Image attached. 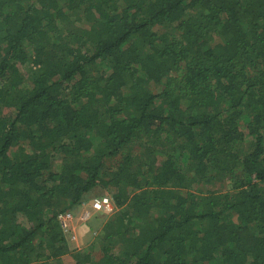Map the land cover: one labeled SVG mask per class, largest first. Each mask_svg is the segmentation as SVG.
Returning a JSON list of instances; mask_svg holds the SVG:
<instances>
[{
    "label": "trees",
    "instance_id": "trees-1",
    "mask_svg": "<svg viewBox=\"0 0 264 264\" xmlns=\"http://www.w3.org/2000/svg\"><path fill=\"white\" fill-rule=\"evenodd\" d=\"M0 264H264V0H0Z\"/></svg>",
    "mask_w": 264,
    "mask_h": 264
},
{
    "label": "built area",
    "instance_id": "built-area-1",
    "mask_svg": "<svg viewBox=\"0 0 264 264\" xmlns=\"http://www.w3.org/2000/svg\"><path fill=\"white\" fill-rule=\"evenodd\" d=\"M115 206L109 196H100L81 204V210L75 215L72 212L60 213L57 217L59 224L70 242L77 244L76 228L80 223H85L92 215V212H100L104 215L114 213Z\"/></svg>",
    "mask_w": 264,
    "mask_h": 264
},
{
    "label": "rangeland",
    "instance_id": "rangeland-1",
    "mask_svg": "<svg viewBox=\"0 0 264 264\" xmlns=\"http://www.w3.org/2000/svg\"><path fill=\"white\" fill-rule=\"evenodd\" d=\"M98 192L99 193H97V195H100V196H105L106 195V196L110 197V193L108 191H103V192L98 191ZM96 197H98V196H94L93 198H96ZM86 202H88V201H86ZM78 211L79 210H76V211H73V212L77 213ZM98 215H100V219L103 217L102 220H105V218H107V215H104V214H98ZM94 216H96V214H94V212H92V217H91V219H89V220H91V222H96L97 221L95 218H93ZM79 225H77V226H79ZM97 229H99V228L94 229V231L90 230V228L86 229V232H85L86 238H85V235H83V237L85 239H82V241H78L77 244L73 243V244H71V246L74 249H79V250H81V249L83 250V249L88 248L91 244L94 243V240L97 238V234L98 233H95V232H98ZM93 255L95 257H97L99 255V252L98 251L96 253L93 252Z\"/></svg>",
    "mask_w": 264,
    "mask_h": 264
},
{
    "label": "crops",
    "instance_id": "crops-1",
    "mask_svg": "<svg viewBox=\"0 0 264 264\" xmlns=\"http://www.w3.org/2000/svg\"><path fill=\"white\" fill-rule=\"evenodd\" d=\"M86 229H88V226H84V224H80L79 226H77L76 233H77L78 241H82V239L86 238V234H85ZM83 235H85V238L83 237ZM71 244H73V243H71Z\"/></svg>",
    "mask_w": 264,
    "mask_h": 264
},
{
    "label": "clouds",
    "instance_id": "clouds-1",
    "mask_svg": "<svg viewBox=\"0 0 264 264\" xmlns=\"http://www.w3.org/2000/svg\"><path fill=\"white\" fill-rule=\"evenodd\" d=\"M89 201H90V200H89ZM76 210H79V211H80V210H81V205H80V206H79V207H78ZM76 210H74V211H76ZM79 211H78V212H79ZM68 212H72V213H74L75 215L78 213V212H77V213H75V212H73V211H68ZM58 222H59V221H58ZM80 224H83V223H80ZM78 225H79V224H78ZM61 229H62V228H61ZM66 237H67V236H66ZM67 239H68V237H67ZM68 242H69V244H71V243H72V242H70V240H69V239H68ZM76 250H79V249H76Z\"/></svg>",
    "mask_w": 264,
    "mask_h": 264
}]
</instances>
